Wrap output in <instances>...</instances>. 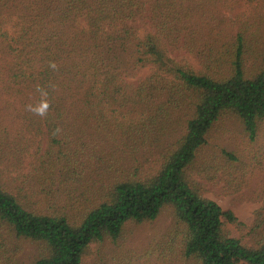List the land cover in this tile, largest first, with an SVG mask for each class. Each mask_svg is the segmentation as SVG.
Masks as SVG:
<instances>
[{
	"label": "trees",
	"instance_id": "1",
	"mask_svg": "<svg viewBox=\"0 0 264 264\" xmlns=\"http://www.w3.org/2000/svg\"><path fill=\"white\" fill-rule=\"evenodd\" d=\"M222 1L0 0V264H264V206L246 226L193 178L259 173L264 202V50L246 65ZM231 118L247 149L200 165ZM164 213V234L127 244Z\"/></svg>",
	"mask_w": 264,
	"mask_h": 264
},
{
	"label": "rangeland",
	"instance_id": "2",
	"mask_svg": "<svg viewBox=\"0 0 264 264\" xmlns=\"http://www.w3.org/2000/svg\"><path fill=\"white\" fill-rule=\"evenodd\" d=\"M217 9L221 11L220 17L228 24V31L230 28L231 33L229 32V35H234L238 32L251 35L250 38H246L247 41L245 43L251 52L246 59V65L253 67L264 50V0H229L226 4L225 1H222ZM145 32L144 29H140L139 35L141 38L145 35ZM171 56L176 58L177 61L187 62L198 68L197 60L191 55L179 53ZM149 73L150 69H140L135 76L129 78V81L137 82L139 79L145 78ZM228 125L230 127L227 129L230 132L225 134L226 137L218 139L219 135H216L214 141L200 155L198 159L200 165L204 166L206 164L207 156H209L211 150H215V146L226 147L227 150L238 153L247 149L245 145L246 139L240 124L234 118H231ZM260 177L259 173L253 176L250 175L247 178V186L238 190L225 179L206 182L197 175L193 176L194 179L203 184V195L206 198L216 202L223 210L232 211L238 220L246 226H250L253 223L255 213L264 206V202L250 199L251 194L259 189ZM170 224L171 217L164 213L154 222L131 225L126 233L127 244L137 251H142L154 238L164 234ZM226 229L232 237L243 238L242 233L231 224H227Z\"/></svg>",
	"mask_w": 264,
	"mask_h": 264
}]
</instances>
